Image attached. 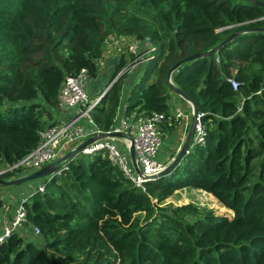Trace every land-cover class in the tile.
Returning <instances> with one entry per match:
<instances>
[{
  "label": "trees",
  "instance_id": "trees-1",
  "mask_svg": "<svg viewBox=\"0 0 264 264\" xmlns=\"http://www.w3.org/2000/svg\"><path fill=\"white\" fill-rule=\"evenodd\" d=\"M264 0H0V169L40 142L60 88L82 70L99 77L111 35L150 39L155 58L128 95L134 111L173 117L175 86L204 113L205 143L146 191L102 155L69 170L26 204L40 238L13 233L0 264H264ZM213 51V52H212ZM135 55H133V58ZM219 59V61H217ZM122 57L114 81L127 66ZM128 72L92 117L109 131ZM231 80L238 83V90ZM7 177H10L8 174ZM213 195L233 218L194 203L162 204L177 191Z\"/></svg>",
  "mask_w": 264,
  "mask_h": 264
},
{
  "label": "built area",
  "instance_id": "built-area-1",
  "mask_svg": "<svg viewBox=\"0 0 264 264\" xmlns=\"http://www.w3.org/2000/svg\"><path fill=\"white\" fill-rule=\"evenodd\" d=\"M138 43L130 45L129 48L135 57L141 59L142 63H148L155 58L156 47L150 39ZM134 63L135 59L132 60V67L136 65ZM129 69L130 67L124 68L115 80ZM89 83L90 78L85 70L76 76L69 75L65 78L58 95L61 113L40 132L37 148L18 163L8 167L10 172L25 170L24 176H12L13 181L49 166L50 169L46 176L39 178L42 183L35 190L23 191L19 196L15 193L21 185L0 184V244L6 242L13 233H18L25 240L40 238V230L28 221L26 204L34 194H45L49 184L58 182L64 172L69 170V158L65 157L75 153L88 141L91 142L73 157L88 159L102 155L119 168L135 187L143 191H146L149 181L170 166L158 157L162 148V126L166 124V115L147 114L138 110L127 115L124 110L123 115L118 114L115 125L109 131L103 132L94 121L92 112L112 84L103 95L93 98ZM231 83L233 88L238 90V83L235 80H231ZM204 116V113H195V110L191 117L181 110L173 112V117L183 126L188 128L190 123L192 124L193 142L201 144L205 143L206 136ZM191 148L192 144L186 153H189ZM131 149L134 150V156ZM6 197H9L8 201ZM26 223L32 226L30 236L26 233V230L30 229Z\"/></svg>",
  "mask_w": 264,
  "mask_h": 264
},
{
  "label": "crops",
  "instance_id": "crops-1",
  "mask_svg": "<svg viewBox=\"0 0 264 264\" xmlns=\"http://www.w3.org/2000/svg\"><path fill=\"white\" fill-rule=\"evenodd\" d=\"M126 39L131 42L134 41L133 38H126ZM129 45H132V44H128L127 46ZM121 47H122V44L117 43L115 48L113 47L108 52L104 49L103 57L99 61V77L96 80L90 79L89 91L92 97L98 93H101L102 91L104 93L108 89L110 82L114 76V73L116 69L118 68V65L120 64V61H121L120 59H122V56L119 53L121 51ZM125 58L127 61L128 57L125 56ZM144 70H145V62L141 63V65L138 68H135V69L132 68V70L128 71L129 73L128 78L125 82L124 89H123V95L125 94L126 97L124 101L122 99L121 108L118 114L120 115L124 114V110H126V107H127L128 95L133 85L141 79L144 73ZM171 98H172L171 99L172 112H175L176 110H181L187 116L189 117L192 116L194 106L191 103L182 99L174 91H171ZM165 125H163V129L165 128ZM192 129H193V126L191 123L188 128L179 123L175 127L174 131L171 132V134H168L165 137V141L162 142V148L160 149L159 155H158L159 159L163 161H167L169 162V165H171V163H173L174 160L178 158L184 145L190 139V134H191ZM118 143L121 144L120 142ZM192 143H193V135L190 139L189 146Z\"/></svg>",
  "mask_w": 264,
  "mask_h": 264
},
{
  "label": "rangeland",
  "instance_id": "rangeland-1",
  "mask_svg": "<svg viewBox=\"0 0 264 264\" xmlns=\"http://www.w3.org/2000/svg\"><path fill=\"white\" fill-rule=\"evenodd\" d=\"M133 39H134V41L131 42V41H128L126 38L117 37V36H115L113 34V35H111L107 39V42H106V45H105V50L108 52L113 47L115 48V46L117 45V43H121L122 44L121 51L119 53H120V55L122 57H125V56L128 57L127 58L128 63H127V66L125 67L126 69L128 67H130V69L128 71L132 70V68H134V69L135 68H138L141 65V63H142V60L141 59H139L137 57H134L133 58V54L129 50L130 45L129 46H127V45L128 44L138 43V42H141L142 43L143 40H139L137 38H133ZM133 59H135V63L134 64H136V65H134V67H132L133 64L131 65ZM146 64L147 63H145V65ZM114 76H116L115 73H114ZM114 76L112 78L113 81H114ZM112 80H111V82H112ZM168 80H169V78H168ZM114 82H116V80ZM172 84H173V86H175L173 80H172ZM171 89H172V87H171ZM172 91H173V89H172ZM103 94L104 93L102 91V93L96 94L95 96H93V98L99 97L100 95H103ZM53 113H54L53 115H54V120H55V117L58 114H60L61 111L58 108V109L54 110ZM162 141H165V137H162ZM165 162L169 165V162H167V161H165ZM16 171L13 170V172H10V171H8V167H2L0 169V173H4V174H1L0 175V180L5 181V182H11V181H13L12 178H11L12 176L19 177V176H24L25 175V172H24L25 170H21V171H18V172H16ZM5 172H7V173H5ZM8 173H9L10 177H7ZM17 180H19V179H17ZM41 183H42V179H38V180L36 179V180L29 181L27 183H24L23 185H21L17 189V191H16L15 194H16V196H19L20 193L23 192V191L24 192H27L28 190L29 191H33ZM5 199H6V201H8L9 200V197H6ZM188 203H194L195 205H197V206H199L201 208L217 211L218 213H222V214L228 215L231 218H233V216H234L233 212L229 211L228 209H225V210L222 209V208H226V207H224L222 204H220L218 202V200L213 195L208 194V193L203 192V191H196V190L194 191V190H191V189H182L180 191H177L175 193V195L173 197L167 199L162 204V206H166V205L181 206V205L188 204ZM26 233L29 236L32 235L31 229H27L26 230Z\"/></svg>",
  "mask_w": 264,
  "mask_h": 264
},
{
  "label": "water",
  "instance_id": "water-1",
  "mask_svg": "<svg viewBox=\"0 0 264 264\" xmlns=\"http://www.w3.org/2000/svg\"><path fill=\"white\" fill-rule=\"evenodd\" d=\"M260 5L264 6V3H260ZM212 52H213V51H212ZM194 58H196V57L189 58V59H187V60H185V61H183V62L178 63L175 67H173V68L171 69V71H170V74H169L168 84L171 85L170 87H172L173 91H174L177 95H179V96H180L182 99H184L185 101H188L189 103H191V104L194 106L195 113H197L198 111L196 110V107H195V105L193 104V102H192L191 100H189V98L183 93V91H181V90L178 89L177 87L173 86V84H172V75H173V73H174V72H175L180 66H182L183 64H186V63L191 62L192 60H194ZM125 97H126V95L124 94V95H123V98H122L123 101L125 100ZM193 133H194V129L191 130L190 139H191ZM190 139H189V140L187 141V143L184 145V147H183V149H182L180 155L178 156V158H177L176 160H174V162H173V163H172V164H171V165H170V166H169V167H168L163 173H161L160 175H158L156 178H159V177H161V176L167 174V173L172 169V167H173L175 164H178V163L181 161L182 157L186 154V152H187V150H188V148H189V142H190ZM90 142H91V141H88V142L85 143L82 147H80L75 153L69 154V155H68L67 157H65V158H70V157H73L74 155H77V154L81 151V149H82L83 147H86ZM131 154H132V156H134V150H133V149H131ZM49 169H50V166L47 167V168H45V169H42V170H40V171H37V172H35V173L31 174V175H28V176H26V177H24V178H21V179H19V180L12 181V182H4V181L0 180V184H4V185H8V186H10V185H23L24 183H27V182H29V181L36 180V179H39V178H42V177L46 176V175H47V172H48ZM156 178H153V179H156ZM153 179H152V180H153ZM26 226H28L30 229L32 228V226H31L29 223H26Z\"/></svg>",
  "mask_w": 264,
  "mask_h": 264
}]
</instances>
